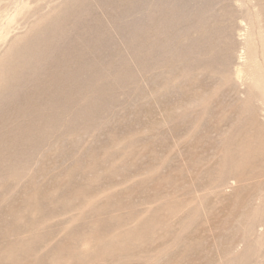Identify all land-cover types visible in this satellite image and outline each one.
<instances>
[{
	"label": "rangeland",
	"instance_id": "1",
	"mask_svg": "<svg viewBox=\"0 0 264 264\" xmlns=\"http://www.w3.org/2000/svg\"><path fill=\"white\" fill-rule=\"evenodd\" d=\"M0 264H264V0H0Z\"/></svg>",
	"mask_w": 264,
	"mask_h": 264
}]
</instances>
